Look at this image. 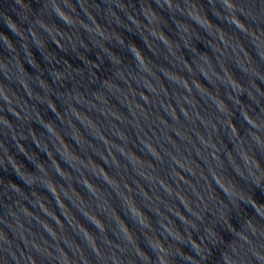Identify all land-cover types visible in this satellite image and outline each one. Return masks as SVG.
<instances>
[{
    "label": "water",
    "instance_id": "95a60500",
    "mask_svg": "<svg viewBox=\"0 0 264 264\" xmlns=\"http://www.w3.org/2000/svg\"><path fill=\"white\" fill-rule=\"evenodd\" d=\"M0 264H264V0H0Z\"/></svg>",
    "mask_w": 264,
    "mask_h": 264
}]
</instances>
